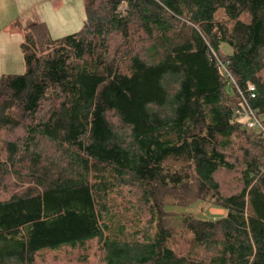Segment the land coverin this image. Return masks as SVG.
I'll return each mask as SVG.
<instances>
[{
    "label": "trees",
    "instance_id": "obj_1",
    "mask_svg": "<svg viewBox=\"0 0 264 264\" xmlns=\"http://www.w3.org/2000/svg\"><path fill=\"white\" fill-rule=\"evenodd\" d=\"M84 8L76 33L23 29L24 73L0 76V190L22 186L0 197V264L92 241L103 264H264V137L236 114L222 69L242 92L254 86L264 115V0ZM220 171L236 174V192L222 193ZM189 184L225 214L184 216L197 251L183 253L166 199ZM127 186L137 204L124 209L147 214L144 226H127L112 200Z\"/></svg>",
    "mask_w": 264,
    "mask_h": 264
},
{
    "label": "rangeland",
    "instance_id": "obj_2",
    "mask_svg": "<svg viewBox=\"0 0 264 264\" xmlns=\"http://www.w3.org/2000/svg\"><path fill=\"white\" fill-rule=\"evenodd\" d=\"M12 0H10L11 2ZM66 2V7L61 11H57L53 17H48L46 12L49 7H45V12L36 16L35 22H45L46 26L49 27L50 34L53 39H58L63 36L78 32L84 25L85 22V8L84 0H64ZM16 6V5H15ZM42 16L45 18L42 20ZM254 17V12L250 5H244V13L242 15V20H251ZM35 20V18H34ZM10 25V24H9ZM31 21L19 23L13 29L23 30L30 28L32 26ZM24 26V27H22ZM10 26H8L9 28ZM4 32L0 35V76L2 74H22L24 73V63L21 57V52L15 43L13 37L2 36ZM226 49V46H223ZM245 117L240 120L245 121ZM216 180L219 182L221 191L223 194H230L236 192L238 189V183L236 181V174L220 171L216 176ZM5 188L0 190V197L5 198L9 194L15 192L16 189L22 188V186H17L12 178H7L5 181ZM194 184H189L180 193L170 191L167 196V201L171 204L174 200L173 205H171L167 211L170 213L166 214V222L168 225H175L178 233L174 239L175 246L179 251L185 252H196L197 249L190 244H187L189 240V235L180 226V220L184 216H192L199 219H210L216 220L224 216L225 211L220 207H217L211 201L206 200L204 197H199L196 195L197 192L194 191ZM120 193H116L113 196L114 203L116 205L117 211H123L124 221H127V226L129 224H134L135 222L140 223V227L145 225L148 218L147 214L144 212H135L131 209L125 210L128 202L137 204L135 190L132 191L130 187H123ZM174 198V199H173ZM198 198V199H196ZM203 198V199H202ZM132 217H136L139 220H131ZM134 226V225H133ZM198 255H201L199 250ZM34 264H103L102 252L100 251L97 243L95 241L89 242L85 248H69L62 247L54 251H43L36 255Z\"/></svg>",
    "mask_w": 264,
    "mask_h": 264
},
{
    "label": "crops",
    "instance_id": "obj_3",
    "mask_svg": "<svg viewBox=\"0 0 264 264\" xmlns=\"http://www.w3.org/2000/svg\"><path fill=\"white\" fill-rule=\"evenodd\" d=\"M47 5L49 9L46 14L48 17H53L54 14H57L58 10L61 11L66 7V2L64 0H12L11 2L10 0H0V35L1 32H4L2 36L10 37L9 34H11L13 39L17 40L15 45H17L20 50V44L23 39V32L22 30L13 29V25L17 22L23 24L27 21L37 23L35 21H38L40 19H36V16H41V14L46 11L44 6ZM41 18L43 20L45 16H42ZM41 23L45 24V26L47 25V23L45 22ZM8 26L10 27L8 28ZM46 27L50 34L49 27Z\"/></svg>",
    "mask_w": 264,
    "mask_h": 264
},
{
    "label": "built area",
    "instance_id": "obj_4",
    "mask_svg": "<svg viewBox=\"0 0 264 264\" xmlns=\"http://www.w3.org/2000/svg\"><path fill=\"white\" fill-rule=\"evenodd\" d=\"M228 77L229 82L235 87L238 96L240 98V108L236 110V114L239 118L245 117V126L250 130H258L264 137V115H259L257 109H253L249 103V99L255 96L254 86L247 85V91L242 92L236 85L234 79L230 76L225 68H222Z\"/></svg>",
    "mask_w": 264,
    "mask_h": 264
}]
</instances>
